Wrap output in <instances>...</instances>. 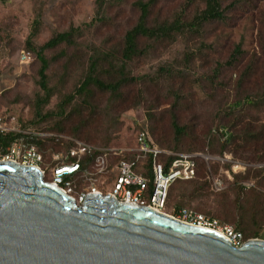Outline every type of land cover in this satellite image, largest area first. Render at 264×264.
Returning a JSON list of instances; mask_svg holds the SVG:
<instances>
[{"label": "rangeland", "instance_id": "374dc122", "mask_svg": "<svg viewBox=\"0 0 264 264\" xmlns=\"http://www.w3.org/2000/svg\"><path fill=\"white\" fill-rule=\"evenodd\" d=\"M136 1L105 0L101 10L96 0L0 2V115L13 113L36 130L56 125L59 132L94 145L125 149L134 147L139 126L147 125L153 143L160 148L174 151L178 147L177 151L187 152L203 150L211 129L228 128L235 137L225 151L232 156L226 158L231 163L211 165L222 190H211L203 169L194 183L174 188L188 196L182 208L216 220L220 226L234 227L241 216L255 218L263 236L254 239L264 241V171L246 175L250 168L264 167V0H225L224 21L188 29L166 42L141 41L148 54L128 64L124 72L133 81L117 92L91 86L75 94L94 57L103 64L97 73L99 80L112 83L119 76L109 69V61L115 62L124 34L137 21ZM204 2L157 0L149 22L171 23L178 16L190 21L204 9ZM37 18L40 24L36 27ZM71 26L82 30L75 45H60L43 54L49 61L51 93L44 104L37 48ZM33 31L31 45L28 38ZM237 47L240 53L233 61ZM24 53L30 57L24 58ZM173 117L179 127L186 128L178 143L171 128ZM243 141L250 151L235 149ZM36 148L42 155L38 166L49 182L51 168L68 161L67 149L52 142ZM213 152L220 155L219 146ZM236 165L245 169L233 172ZM113 182V173L99 178L103 195L110 192ZM75 185L73 197L80 205L78 197L86 182L77 180ZM174 201L168 200L164 214L178 217Z\"/></svg>", "mask_w": 264, "mask_h": 264}, {"label": "water", "instance_id": "95a60500", "mask_svg": "<svg viewBox=\"0 0 264 264\" xmlns=\"http://www.w3.org/2000/svg\"><path fill=\"white\" fill-rule=\"evenodd\" d=\"M0 264H264V241L88 194L78 205L35 167L0 162Z\"/></svg>", "mask_w": 264, "mask_h": 264}, {"label": "trees", "instance_id": "16d2710c", "mask_svg": "<svg viewBox=\"0 0 264 264\" xmlns=\"http://www.w3.org/2000/svg\"><path fill=\"white\" fill-rule=\"evenodd\" d=\"M5 0H0V2H4ZM225 0H205L204 2V9L198 12L190 21L184 22L181 16H178L175 20H173L171 23H166V21L160 22V23H154L150 24L149 18L151 14V9L153 5L157 2V0H137L134 3V7L137 8L139 12V16L137 18V21L135 25L126 31V33L123 36L121 49L119 50L118 54H115V62L109 61V69H112V71L119 76H117L115 82L112 83H106L101 80H99V76L97 75L98 70L102 67V63H100L101 58H95L89 63V68L86 73V75L83 77L81 83L75 90L76 93H84L86 92L91 86L95 87L99 91H108V92H117L121 86L124 84L133 81V78H128L124 72L131 62L134 60L144 57L148 54V48L147 47H141L140 42L145 41L147 43H160V42H166V40H173L177 35H181L183 32L190 30H196L198 28H201L204 24H209L212 22H221L225 19V12L226 10L222 8V3ZM96 4L98 5V10H101L105 5V0H96ZM40 21L39 18H37L34 21V26H39ZM36 31L32 32L28 38V44L30 43L32 45L33 39L35 38ZM82 36V30L80 27H70L67 31H63L60 33L55 34L53 37H51L49 40H47L45 43H43L40 47L37 48L36 56L38 61L40 62V67L38 69V77H39V86L40 89L44 92V99L43 102L46 104L48 102V99L51 95L50 88L48 87V79H47V70L49 68V61L44 57V52L47 50H52L60 45H65L67 47L74 46L76 43V39ZM30 50H34L32 47ZM240 53V48L237 47L232 54L231 60L235 61L236 55ZM24 55H27L30 57L29 53H24ZM106 60H110L109 58H104ZM115 66H114V65ZM164 71L166 72V68H164ZM73 97V95H70ZM240 104H235L236 106H239ZM3 118H8L9 116H16L19 124L22 126L23 129L31 128L37 132H41L44 134H53L56 137H29L30 143L37 146L40 144H45L47 142H52L53 144H56L58 146H64L68 150L70 149V144L63 138H59V136L68 137L71 139L82 141L94 148H107L106 146H97L90 142L84 141L78 137H74L69 134H63L60 127L53 126L52 128H44L40 130H36L30 126H28L22 119H20L16 114L10 113L5 116L0 115ZM40 120H44V117H41ZM171 128L173 130L174 139L178 143L179 139L186 133L185 127H179L176 123L175 118H172L171 121ZM142 129L147 133V136L150 141H152L149 128L147 125L139 126L137 128ZM220 129H223L224 131H219ZM225 137L224 139H222ZM21 138H24L22 134H16V133H0V154L4 155L7 151V149L14 144L15 142L19 141ZM235 141V137L232 135L231 131L228 128L225 127H215L210 130L206 147L203 150L200 151H177L178 147H175V152L171 149H164L160 148L159 146L155 145L152 141V143L162 150L163 152L169 153V154H180V153H187V154H197V155H208L211 157H216L219 159H226L232 158V156L228 153H226V149ZM219 146V154H215L213 152V148L215 146ZM236 150H244L245 152L248 151V146L244 145V141L242 144L238 145V147H235ZM248 149V150H247ZM250 151V150H249ZM96 154H92L89 157H85L82 161V170L89 169L91 167V162L93 159V156ZM132 158L131 154L125 153L124 155L120 156H111L110 157V163L111 165L116 164L117 162L121 160H130ZM171 155L167 154H161L157 156V162L160 163L163 166L164 172L168 171L169 162L171 160ZM225 161H218V160H210L208 163L204 161L201 157H196L195 159V167H196V175L192 180L189 181H175L173 182L167 193V199H166V205L168 200H175L173 207L174 212L176 215H178L182 210H189L187 208H182L183 201L188 197L185 192L175 190V186L181 183H194L198 177L201 169L204 170L205 178H207L208 184L210 185V188L213 192H215L212 189V180L213 179H219V177H214L211 171V165L215 164H225ZM227 163V162H226ZM152 165V157L151 156H145L141 160H139L136 164L135 171L139 174L144 175L148 180V187L145 192V198H148L150 194L153 191V175L151 170ZM251 171H264V167L260 168H250L248 169L246 175H248ZM234 178H238V176H234ZM78 180V179H77ZM242 190V189H241ZM196 189L193 190L192 193H194ZM227 226V225H226ZM229 227H232L228 225ZM261 224L258 222L255 218L253 219H247L245 216H241L240 218L236 219L234 223V231L241 234L242 240L245 242L248 239H254L262 237L263 235H260L261 231ZM248 234V235H247Z\"/></svg>", "mask_w": 264, "mask_h": 264}, {"label": "built area", "instance_id": "2783aa9c", "mask_svg": "<svg viewBox=\"0 0 264 264\" xmlns=\"http://www.w3.org/2000/svg\"><path fill=\"white\" fill-rule=\"evenodd\" d=\"M23 57L27 58L28 56L24 55ZM219 131L222 132L224 130L220 129ZM0 133H16L24 136V138L12 144L4 155L0 154L1 162L11 161L24 166L38 168L40 171L41 169L38 165L42 161V155L36 146L28 141L29 137H56L53 134H44L31 128L23 129L16 116H9L8 118L0 116ZM59 138L65 139L70 144V149L66 156L68 161L51 168L49 183L60 188L68 196L73 197L77 179L84 180L86 182V187L80 192L78 197L79 202H83L88 194L103 195L97 185V181L103 175L113 173L114 182L108 193L110 196L119 202L146 206L157 212H164L170 185L177 180L189 181L195 177L196 157H201L206 163L210 160L223 161L222 159L203 154H169L163 152L149 140L147 133L142 129H138L135 132L134 147L130 149L111 147L94 148L79 140L63 136H59ZM224 138L225 137L222 139ZM125 153L131 154L132 158L130 160H121L111 165V156H122ZM92 154L96 155L93 156L91 167L82 170L83 159ZM161 154L171 155L172 157L167 172H164L163 166L157 162V156ZM145 156L152 157L151 170L153 175V191L148 198H145L148 180L144 175L135 171L137 162ZM224 161L231 163L229 159H225ZM244 169L245 167L236 165L233 166L232 170L236 172ZM212 189L215 192L221 191V180L213 179ZM173 218L193 226L214 230L216 232L220 231L221 234L229 239L235 246L243 244L241 234L234 231L232 227L226 225L220 226L216 220L194 213L191 210H182L178 214V217Z\"/></svg>", "mask_w": 264, "mask_h": 264}, {"label": "bare ground", "instance_id": "6f19581e", "mask_svg": "<svg viewBox=\"0 0 264 264\" xmlns=\"http://www.w3.org/2000/svg\"><path fill=\"white\" fill-rule=\"evenodd\" d=\"M1 162V161H0ZM165 212V211H164ZM164 212H160V213H162V214H164ZM166 215V214H165ZM218 233H220L221 234V232L220 231H218Z\"/></svg>", "mask_w": 264, "mask_h": 264}]
</instances>
